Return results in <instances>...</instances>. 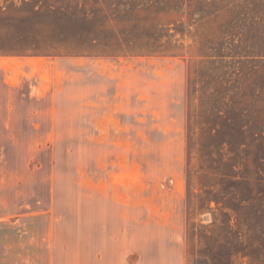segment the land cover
<instances>
[{
    "label": "rangeland",
    "instance_id": "1",
    "mask_svg": "<svg viewBox=\"0 0 264 264\" xmlns=\"http://www.w3.org/2000/svg\"><path fill=\"white\" fill-rule=\"evenodd\" d=\"M124 239L264 264V0H0V264Z\"/></svg>",
    "mask_w": 264,
    "mask_h": 264
},
{
    "label": "crops",
    "instance_id": "2",
    "mask_svg": "<svg viewBox=\"0 0 264 264\" xmlns=\"http://www.w3.org/2000/svg\"><path fill=\"white\" fill-rule=\"evenodd\" d=\"M117 240V239H115ZM124 239L121 243H101L94 245L95 264H126V257L130 255L131 239ZM131 264V263H128Z\"/></svg>",
    "mask_w": 264,
    "mask_h": 264
}]
</instances>
